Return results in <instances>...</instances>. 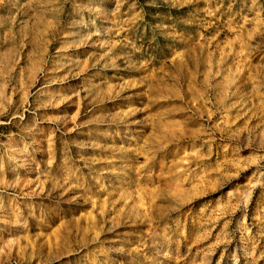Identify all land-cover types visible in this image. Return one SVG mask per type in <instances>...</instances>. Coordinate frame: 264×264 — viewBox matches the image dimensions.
<instances>
[{
  "label": "rangeland",
  "instance_id": "rangeland-1",
  "mask_svg": "<svg viewBox=\"0 0 264 264\" xmlns=\"http://www.w3.org/2000/svg\"><path fill=\"white\" fill-rule=\"evenodd\" d=\"M0 264H264V0H0Z\"/></svg>",
  "mask_w": 264,
  "mask_h": 264
}]
</instances>
